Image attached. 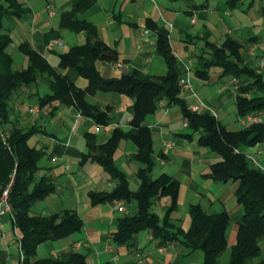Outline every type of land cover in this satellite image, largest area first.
<instances>
[{
    "label": "crops",
    "instance_id": "obj_1",
    "mask_svg": "<svg viewBox=\"0 0 264 264\" xmlns=\"http://www.w3.org/2000/svg\"><path fill=\"white\" fill-rule=\"evenodd\" d=\"M20 1L27 11L4 21L11 36L7 51L14 58L15 69L28 66L29 57L21 50V45L28 42L76 86L87 88L89 80L76 68H59L61 55L74 46L86 44L90 36L87 29L73 31L62 25L63 15L71 10L74 0ZM77 18L94 24L98 38L118 54L117 61L97 60L96 67L105 78L121 77L134 70L152 79L166 74L168 65L157 51V33L149 28V19L169 30L172 46L183 57L193 59L194 65L197 55L205 52L203 37L208 34L212 42L220 45L231 36L242 44L244 62L251 61L264 76V0H245L233 9L223 0H94ZM147 29L150 31L145 33ZM194 65L190 80L197 95L181 89V96L189 107L203 102L207 106L201 110L207 107L216 110L218 119L229 130L242 129L255 121L264 122V111L255 113L259 116L255 121H246L245 116L238 114L241 84L229 83L232 76H223L222 70L214 67L207 78H201L196 75ZM46 80L43 77L30 82L18 92L12 113L14 123L33 130L30 144L44 150L36 180L44 176L56 186L31 213L46 216L73 209L83 219L84 226L62 239L41 243L37 257L58 256L73 250L84 253L87 264H202V251H191L182 239L161 244L150 229L140 231L127 243H116L113 235L120 219L127 213L135 214L136 204L124 200L91 203L90 191H112L116 182L100 164L92 161L81 164L83 154L88 152L87 135H94L101 143L116 127L132 129L134 98L113 91L87 94L90 103L111 109L113 121L101 125L59 100L41 107L39 99L51 93ZM237 123L241 125L238 129L234 127ZM143 124L151 128L154 139L151 176L157 178L165 173L180 182L178 206L171 212V220L187 230L191 225L189 208L193 204H201L208 212L229 213L228 247L217 263L228 264L244 214V207L236 196L239 182L220 183L207 175L211 165L222 157L201 146L198 133L193 138L184 136L191 130L179 105L162 100L157 111L149 114ZM244 149L264 166V141ZM136 152V145L123 139L115 153L117 163L129 175L132 189L139 184L137 171L141 164L131 158ZM120 205L125 211L120 210ZM171 205L172 197L163 195L155 200L153 210L163 218ZM18 236L21 237V231L8 216L4 217L0 222V264H21Z\"/></svg>",
    "mask_w": 264,
    "mask_h": 264
},
{
    "label": "trees",
    "instance_id": "obj_2",
    "mask_svg": "<svg viewBox=\"0 0 264 264\" xmlns=\"http://www.w3.org/2000/svg\"><path fill=\"white\" fill-rule=\"evenodd\" d=\"M244 1L223 0L229 9L242 5ZM93 2L74 0L73 7L64 13L62 20V25L73 31L87 29L90 32L88 42L62 54L59 65V68L74 67L89 80V86L82 89L51 66L28 42L21 45V50L29 57L28 66L15 69L14 58L7 51L11 36L4 21L19 17L27 10L20 0H0V194L11 174H15L10 196L15 214L13 225L21 231L20 244L24 254L21 264H87L86 255L73 250L61 252L58 256L37 257L41 243L62 239L81 231L84 226L83 219L73 209L46 216L31 213L39 201L56 190V186L44 176L36 180L44 150L30 144L33 130H25L14 123L12 113L18 92L43 77H46L51 93L39 99L41 107L59 100L74 106L101 125L113 121L111 109L90 103L87 94L113 91L134 98L132 129L126 131L116 127L101 143L94 135L88 134V152L81 160V164L88 161L100 164L116 182L112 191H90L92 204L124 200L137 206L135 214L127 213L120 219L118 230L113 235L116 243H127L140 231L150 229L161 244L182 239L191 251H202V264H217L228 247L226 229L231 218L227 211L208 212L201 204H193L189 208L191 225L184 230L170 218L178 206L180 182L165 173L157 178L150 174L154 167V139L151 128L143 122L165 100L169 105L180 106L191 130L184 136L193 138L198 133L201 146L221 155L222 160L212 164L207 175L220 183L239 182L236 196L244 207V214L239 221L237 243L231 248L228 264H264V170L244 149L264 141V122L255 121L242 129L229 130L209 109L192 110L181 96L179 78L183 69L174 53L170 32L153 19H149L147 24L157 33V51L165 57L168 65L166 74L152 79L134 70L121 77H103L96 67L97 60L117 61L118 54L98 38L94 24L77 18V14L88 9ZM209 37L208 34L203 37L205 52L196 57V75L207 78L211 68L218 67L223 76L238 77L241 84L237 98L238 114L243 117L264 111V76L251 61L244 62L242 44L228 36L218 45ZM247 93L250 96H246ZM123 139L132 141L137 147V152L131 157L141 164L137 171L139 184L136 189L131 188L128 173L115 158ZM163 195L172 197V205L161 218L153 206L155 200Z\"/></svg>",
    "mask_w": 264,
    "mask_h": 264
},
{
    "label": "built area",
    "instance_id": "obj_3",
    "mask_svg": "<svg viewBox=\"0 0 264 264\" xmlns=\"http://www.w3.org/2000/svg\"><path fill=\"white\" fill-rule=\"evenodd\" d=\"M194 21H195V19H193V22ZM149 31L150 30L147 29V30H145V33H148ZM173 50H174V53L176 54V56L178 57V59L181 63L182 69H183V73L179 78V85L181 86V89L185 90V91H189L190 94H192V95H197L196 91L192 87L191 80H190V74L193 71V65H194L193 59L183 57L181 52L174 47H173ZM229 83L239 84L240 79L238 77L232 76L229 79ZM203 106L206 107L207 105L203 104V102L200 101V102H196V103L191 104L190 108L194 111H198ZM207 109H209L211 111V113L218 119L219 115H218L216 110H214L213 108H210V107H207ZM32 110H34V109H32ZM258 119H259V116L255 115V114H247L245 116L246 121H255ZM247 154L249 155L250 158L253 159V161L258 166H260L264 170V166L260 165L258 160H256L255 157H253L249 152H247ZM14 182H15V174H13V178L10 180V182L1 191V194H0V222L6 216H8L12 220V222L15 221L14 208H13V205L11 202V196H10ZM119 208H120V210L125 211L124 206L120 205ZM15 228H17V227H15ZM17 238L19 240V248H20L21 262H22V260L24 258V254H23L22 249H21L20 237L18 236Z\"/></svg>",
    "mask_w": 264,
    "mask_h": 264
},
{
    "label": "rangeland",
    "instance_id": "obj_4",
    "mask_svg": "<svg viewBox=\"0 0 264 264\" xmlns=\"http://www.w3.org/2000/svg\"><path fill=\"white\" fill-rule=\"evenodd\" d=\"M212 1L215 2L216 0H212ZM234 127H236V129H238L239 127H241V125H240V123H237L236 125H234ZM12 178H13V174H11L8 183L10 182V180H11ZM8 183H7V184H8Z\"/></svg>",
    "mask_w": 264,
    "mask_h": 264
}]
</instances>
